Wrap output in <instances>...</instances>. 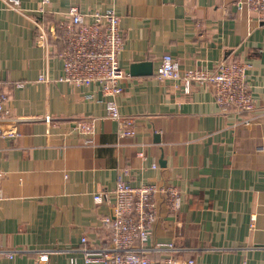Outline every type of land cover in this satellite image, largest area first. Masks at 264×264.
Here are the masks:
<instances>
[{
	"label": "crops",
	"instance_id": "1",
	"mask_svg": "<svg viewBox=\"0 0 264 264\" xmlns=\"http://www.w3.org/2000/svg\"><path fill=\"white\" fill-rule=\"evenodd\" d=\"M18 1L13 9L0 0V89L19 119L17 136L0 137V264H35L44 249L54 251L41 264H84L82 236L91 247L109 240L101 218L112 197L93 196L118 180L178 189L175 212L160 202L149 245L173 242L175 258L196 264H264V21L238 0ZM70 5L121 17L125 75L116 102L134 119L131 136H118L104 117L108 97L98 83L60 79L58 22ZM40 30L46 46L37 43ZM165 53L184 69L244 61L254 109H222L210 84L185 93L159 82ZM87 116L99 117L91 145L72 129L73 118Z\"/></svg>",
	"mask_w": 264,
	"mask_h": 264
},
{
	"label": "built area",
	"instance_id": "2",
	"mask_svg": "<svg viewBox=\"0 0 264 264\" xmlns=\"http://www.w3.org/2000/svg\"><path fill=\"white\" fill-rule=\"evenodd\" d=\"M7 5L19 9L18 0H6ZM238 7L256 15L264 21V0H238ZM121 17L112 8L103 11H81L70 5L65 18L58 22L64 48L57 54L62 62V81L74 86L98 83L101 92L108 97L105 118L117 125L118 136L134 134V119L120 113L116 97L121 93L120 81L125 73L118 64V56L123 48L120 29ZM47 32L38 31V45L46 46ZM248 67L244 61H220L216 69L180 68L177 61L168 53L160 57L155 71L159 82L179 83L185 93L193 84H210L216 104L222 109L237 113H247L254 109V102L245 80ZM45 77L40 75L39 80ZM17 86H20L19 84ZM99 117H75L72 129L83 138L84 145L93 143L95 125ZM50 116L44 120L49 122ZM19 120L9 115L8 96L0 89V137L18 135L15 125ZM10 121L11 127L4 129L1 124ZM127 169L125 170V172ZM112 197L110 213L101 218L102 225L109 231V240L99 247H91L86 238H80V251L84 264H196L193 258L177 259L178 248L173 242H155L149 245L152 224L158 215L160 202L165 203L170 212L178 207V189L170 184L149 183L132 185L118 180L108 192L93 196L100 203ZM51 249L41 250L35 264L44 263ZM151 253H165L161 258H150ZM10 257L11 254L7 253ZM71 264H75L71 260Z\"/></svg>",
	"mask_w": 264,
	"mask_h": 264
}]
</instances>
